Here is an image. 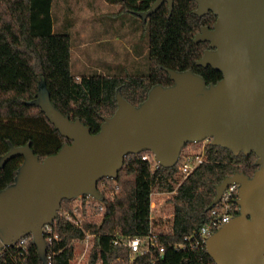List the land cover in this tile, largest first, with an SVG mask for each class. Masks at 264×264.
Wrapping results in <instances>:
<instances>
[{
  "label": "trees",
  "instance_id": "obj_1",
  "mask_svg": "<svg viewBox=\"0 0 264 264\" xmlns=\"http://www.w3.org/2000/svg\"><path fill=\"white\" fill-rule=\"evenodd\" d=\"M106 1L120 4L123 12L134 14L147 24V72L123 67L119 72L76 73L71 34L54 30L53 0H0V156L10 149V143L18 146L30 142L43 160L71 141L40 106L31 102L41 82L46 84L56 107L72 119L80 117L96 132L104 117L118 107V87L127 100L138 105L154 84L173 83L168 68L191 69L208 83L223 77L222 71L211 64L197 63L210 43L195 41V36L202 26L213 27L217 18L213 11L195 13L196 0H174L171 10L165 1L144 19L138 12L149 10L155 0ZM196 144L199 142L187 143L183 151L197 147ZM146 152L127 154L117 178L99 181L104 209L86 217L83 226L68 216L74 215L75 198L62 200L58 215L49 224L52 232L46 233L44 227L47 253L51 255L47 261L40 258L29 234L23 236L26 248L3 246L0 264H72L78 253L77 240L85 238L88 230L94 236L85 264H126L129 250L115 243L114 237L147 233L151 224L160 233L164 251L145 255L137 264H216L204 246L177 249L175 244L209 221L217 185L226 176L236 171L254 173L257 155L243 151L236 155L230 148L209 140L205 143L206 160L185 176L179 169L181 159L170 167L157 166L155 161L142 158ZM22 161L23 155H16L0 166V189L14 182ZM152 191L171 192L168 202L172 216L151 219ZM83 212L86 215V210ZM49 235L53 236L51 242Z\"/></svg>",
  "mask_w": 264,
  "mask_h": 264
},
{
  "label": "water",
  "instance_id": "obj_2",
  "mask_svg": "<svg viewBox=\"0 0 264 264\" xmlns=\"http://www.w3.org/2000/svg\"><path fill=\"white\" fill-rule=\"evenodd\" d=\"M167 1L155 0L146 19ZM195 13L213 11V27L202 26L195 41H209L198 64H211L223 77L208 83L203 75L168 68L170 85L154 84L138 105L118 87L116 111L92 132L80 117L72 119L53 103L41 82L31 101L71 141L39 158L27 142L10 143L0 166L23 155L14 182L0 189V247L31 234L39 256L47 261L44 226L58 215L62 200L80 195L104 198L103 178H117L129 153L151 151L163 166L175 165L189 142L210 140L257 155L252 175L236 171L217 185L215 205L224 189L238 183L237 212L207 238L216 264H264V0H196Z\"/></svg>",
  "mask_w": 264,
  "mask_h": 264
},
{
  "label": "built area",
  "instance_id": "obj_3",
  "mask_svg": "<svg viewBox=\"0 0 264 264\" xmlns=\"http://www.w3.org/2000/svg\"><path fill=\"white\" fill-rule=\"evenodd\" d=\"M209 141L204 140L199 142L201 145L197 146L199 149L196 150L197 147L189 148L187 150H182L179 160L181 159L179 169L182 173L187 176L191 173L200 163L206 160L207 156L205 153V143ZM145 160L155 161L156 165H161L155 155L148 151L142 156ZM178 160V161H179ZM105 182H102L104 185ZM100 190V189H99ZM175 191V190H174ZM238 191V183H231L226 189H224L222 193L221 199L212 206L210 210L209 221L204 223L200 229L194 230L192 233L186 235L183 240L176 242L175 246L177 249H198L201 247H206V242L208 236L218 229L221 225L228 222L231 217L237 212L238 204L236 202ZM157 191L151 192V219L162 217V215H157L155 213L157 209V202L155 194ZM94 199V200H93ZM102 198H97L92 195H80L75 198L74 205V215L68 214L69 218L78 226H83V221L86 217L92 215H98L101 210L104 209V203L100 202ZM95 201V202H94ZM93 204V207H92ZM85 207H87L85 209ZM84 210H86V215L84 214ZM173 212H171L167 216H172ZM46 233L50 234L52 231L50 229L49 224L45 225ZM159 232L156 231L152 224L150 230L144 234H136V235H126L120 236L116 235L113 239L115 243H120L126 246L129 250L128 258L125 259L126 264H137L138 259L145 255H152L155 251H164V244L159 240ZM94 233L89 230L86 233L85 238L77 240L78 243L84 242V252L80 253L78 257V264H85V261L88 257L89 248L92 245V237ZM49 241L51 242L53 239L52 235L48 236ZM26 241L22 237L20 238L15 245L22 246L26 248ZM5 249L3 247L0 248V256L4 254ZM51 257L50 254L47 253V260Z\"/></svg>",
  "mask_w": 264,
  "mask_h": 264
},
{
  "label": "rangeland",
  "instance_id": "obj_4",
  "mask_svg": "<svg viewBox=\"0 0 264 264\" xmlns=\"http://www.w3.org/2000/svg\"><path fill=\"white\" fill-rule=\"evenodd\" d=\"M61 7L57 11V7L54 10V22L56 26V31L68 32L73 37V42L77 40L80 36L79 31H85L84 29L95 25V28L101 29V33L95 28H91V31L85 35L88 40H95L93 44L91 43L87 49L94 51L95 54H104V60H111L114 58V46L122 45V42L118 39L121 38L123 43L126 45H131L134 40L138 38L139 43L148 39V26L142 23V19L138 16L131 14L129 12H124L123 14L118 13L120 9V4H109L105 0H97L93 5L89 4L87 0H60ZM72 8L74 11L73 18H75L76 23L64 29L66 18L64 16L65 10ZM66 13V12H65ZM135 20L136 23L133 24L130 19ZM129 22H128V21ZM92 62H96V57L91 58ZM143 59V60H142ZM146 61V63L144 62ZM138 69H134L132 65H129L131 70H139L140 72L148 71V57L142 56L141 60L138 61ZM78 69L73 65V70ZM95 72H106L105 68L102 70H96ZM196 145H201L196 144ZM155 194L157 209L155 213L157 215L167 216L172 212L171 203L168 202V198L171 192H160ZM77 256L84 252V242H77ZM78 257L72 262V264H78Z\"/></svg>",
  "mask_w": 264,
  "mask_h": 264
},
{
  "label": "crops",
  "instance_id": "obj_5",
  "mask_svg": "<svg viewBox=\"0 0 264 264\" xmlns=\"http://www.w3.org/2000/svg\"><path fill=\"white\" fill-rule=\"evenodd\" d=\"M63 1V0H62ZM85 1V0H82ZM89 4L93 5L96 3L97 0H87ZM106 1V0H105ZM107 2V1H106ZM109 3V2H107ZM112 4V3H109ZM61 2L60 0H53L52 4V14H53V21H54V10L57 7V11L60 9ZM118 13L123 14L124 12L120 9L118 10ZM66 12V13H65ZM64 12V16L66 18L65 25L63 26L64 29H67L71 25L76 23L75 18H73L74 11L72 8L69 7V9ZM128 21V20H127ZM130 21L135 24L137 21L136 19L133 20L132 18ZM129 22V21H128ZM54 23V30L56 31L55 22ZM91 28H95V25L92 24L91 26L85 28V31H79L80 36L77 38L75 42H73V37L71 35V41H72V66L75 65L78 69H76V73H90L96 70H102V68H105V70H112V71H121L123 67H128L129 65H132L133 67L138 66V61L141 60L142 56H147L148 49H149V42L148 39L145 41H142L139 43L138 38L133 41L131 45L124 44L123 40L121 38H118L122 45H116L114 46V58H111V60L108 59L104 60V54H95L94 51H90L87 49L89 45L95 41V40H88L85 38V35L91 31ZM99 33H101V29L95 28ZM90 57L95 58L96 62H92ZM143 60V59H142ZM146 63V61L144 60Z\"/></svg>",
  "mask_w": 264,
  "mask_h": 264
}]
</instances>
